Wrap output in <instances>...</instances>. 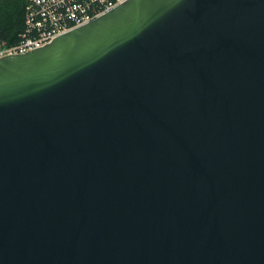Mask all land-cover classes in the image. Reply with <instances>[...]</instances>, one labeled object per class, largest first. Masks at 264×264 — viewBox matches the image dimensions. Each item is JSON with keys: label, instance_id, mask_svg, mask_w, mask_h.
<instances>
[{"label": "water", "instance_id": "95a60500", "mask_svg": "<svg viewBox=\"0 0 264 264\" xmlns=\"http://www.w3.org/2000/svg\"><path fill=\"white\" fill-rule=\"evenodd\" d=\"M0 264H264V0H126L1 57Z\"/></svg>", "mask_w": 264, "mask_h": 264}, {"label": "built area", "instance_id": "2783aa9c", "mask_svg": "<svg viewBox=\"0 0 264 264\" xmlns=\"http://www.w3.org/2000/svg\"><path fill=\"white\" fill-rule=\"evenodd\" d=\"M126 0H26L24 29L15 42L0 36V58L44 47L105 15Z\"/></svg>", "mask_w": 264, "mask_h": 264}, {"label": "trees", "instance_id": "16d2710c", "mask_svg": "<svg viewBox=\"0 0 264 264\" xmlns=\"http://www.w3.org/2000/svg\"><path fill=\"white\" fill-rule=\"evenodd\" d=\"M26 0H0V36L13 43L24 29Z\"/></svg>", "mask_w": 264, "mask_h": 264}]
</instances>
